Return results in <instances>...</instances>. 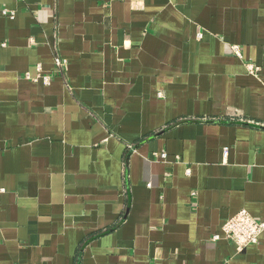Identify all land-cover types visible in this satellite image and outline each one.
Segmentation results:
<instances>
[{"label":"crops","instance_id":"1","mask_svg":"<svg viewBox=\"0 0 264 264\" xmlns=\"http://www.w3.org/2000/svg\"><path fill=\"white\" fill-rule=\"evenodd\" d=\"M241 209L264 220V0H0V264H264V232L223 234Z\"/></svg>","mask_w":264,"mask_h":264},{"label":"built area","instance_id":"2","mask_svg":"<svg viewBox=\"0 0 264 264\" xmlns=\"http://www.w3.org/2000/svg\"><path fill=\"white\" fill-rule=\"evenodd\" d=\"M5 13L6 10L4 11ZM13 15V13H12ZM236 53L241 56L239 49L235 46ZM55 61V70L54 72L60 73L65 70L67 66V59L63 56L57 55L54 59ZM248 70L255 74L259 71V67L247 63ZM38 74L35 77H32L30 72L25 73L26 78L33 79L35 81L42 80L44 84H50L53 79V73L43 74L41 64L37 65ZM228 148L224 149V156L227 157ZM166 153L162 154V157L165 158ZM190 171V169H188ZM223 234L226 238L232 240L238 250H243L247 246L256 244L259 242L261 234L264 232V220L255 218L247 209H241L232 217H230L222 227ZM221 236L219 234L214 235V239H219Z\"/></svg>","mask_w":264,"mask_h":264}]
</instances>
